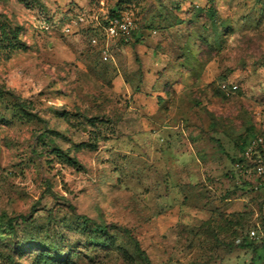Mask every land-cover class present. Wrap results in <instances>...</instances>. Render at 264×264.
<instances>
[{
	"label": "rangeland",
	"instance_id": "374dc122",
	"mask_svg": "<svg viewBox=\"0 0 264 264\" xmlns=\"http://www.w3.org/2000/svg\"><path fill=\"white\" fill-rule=\"evenodd\" d=\"M263 116L264 0H0V264H264Z\"/></svg>",
	"mask_w": 264,
	"mask_h": 264
},
{
	"label": "built area",
	"instance_id": "2783aa9c",
	"mask_svg": "<svg viewBox=\"0 0 264 264\" xmlns=\"http://www.w3.org/2000/svg\"><path fill=\"white\" fill-rule=\"evenodd\" d=\"M96 19H98L96 17ZM86 22L85 15H77L70 18L64 25L63 30L66 33H74L77 28ZM98 27L88 28L93 31L91 43L98 46L103 40L106 42L103 52H108V43L114 39L131 38L132 33L137 30L136 20L133 14L128 10H120L104 18L103 22H98ZM97 33V34H96ZM262 130L252 136L245 144L243 150L232 163L230 177L241 186H247L253 191L264 190V116ZM251 237H259L256 230H252Z\"/></svg>",
	"mask_w": 264,
	"mask_h": 264
},
{
	"label": "trees",
	"instance_id": "16d2710c",
	"mask_svg": "<svg viewBox=\"0 0 264 264\" xmlns=\"http://www.w3.org/2000/svg\"><path fill=\"white\" fill-rule=\"evenodd\" d=\"M120 11V10H119ZM116 12H118V11H116ZM116 12H114V13H116ZM114 13H112V14H114ZM111 14V15H112ZM92 34H94L93 33V31H92ZM97 34V33H96ZM138 36V40L140 39V31H139V29H137L136 31H134L133 33H132V36ZM257 130L256 131H254V129H253V127H250L249 128V132H247V134L244 136V138H243V140H242V143L241 144H239V146H238V155H239V153L243 150V148H244V146H245V144L247 143V141L252 137V136H254L255 134H257ZM237 159V156H235V157H233L232 158V163L235 161ZM239 187H246V188H248L247 186H239ZM246 191H251V192H254L253 190H251V189H249L248 188V190H246ZM260 191H264V190H260ZM82 218L84 219V221L85 222H87V221H90V219L89 218H87L86 216H82ZM262 240L264 241V236L262 237ZM253 243V242H252ZM243 245H245V246H251L252 244L251 243H249V242H246V240L244 241V243H243Z\"/></svg>",
	"mask_w": 264,
	"mask_h": 264
}]
</instances>
